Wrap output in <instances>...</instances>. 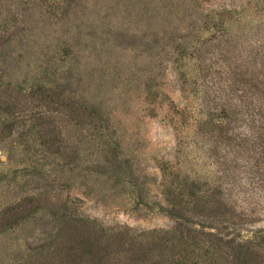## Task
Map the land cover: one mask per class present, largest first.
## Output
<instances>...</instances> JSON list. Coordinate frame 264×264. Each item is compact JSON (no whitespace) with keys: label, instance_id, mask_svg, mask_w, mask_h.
Returning a JSON list of instances; mask_svg holds the SVG:
<instances>
[{"label":"rangeland","instance_id":"374dc122","mask_svg":"<svg viewBox=\"0 0 264 264\" xmlns=\"http://www.w3.org/2000/svg\"><path fill=\"white\" fill-rule=\"evenodd\" d=\"M259 37L264 0H0V264H170L168 198L195 181L237 205L191 203V226L264 254V191L223 185L196 132Z\"/></svg>","mask_w":264,"mask_h":264},{"label":"trees","instance_id":"16d2710c","mask_svg":"<svg viewBox=\"0 0 264 264\" xmlns=\"http://www.w3.org/2000/svg\"><path fill=\"white\" fill-rule=\"evenodd\" d=\"M257 39L259 44L252 50L240 52L241 63L237 60L234 65L224 64L217 78L221 87L214 94L209 92L206 99V126L198 125L196 132L202 130L207 136L206 141L217 139L215 148L220 146L218 155L224 158L222 163L229 173L225 174L223 185L232 184L229 178L234 175L230 174L241 169L264 191V37ZM247 63L251 64V68ZM199 182H191V185L183 183V190L173 192L168 198L169 207L166 210L176 223L163 234L165 238L158 245L159 250L164 252L174 250L170 253L174 254L170 264H264L263 240L244 243L239 242L236 235L228 237L219 231H199L191 226L192 220L188 216L191 203L201 211L217 215L234 212L237 205V199L230 201L236 190L227 195L220 185L216 195L208 200L210 205L205 206L207 199H202ZM172 185L166 184L165 190L172 192ZM247 185L246 182L241 184L238 196L243 193L241 196L245 197ZM178 244L180 249L175 246ZM196 250L199 252L196 253Z\"/></svg>","mask_w":264,"mask_h":264}]
</instances>
